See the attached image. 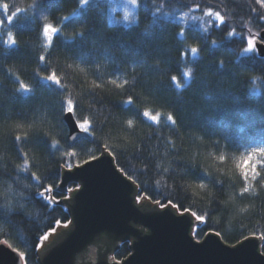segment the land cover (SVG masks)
Listing matches in <instances>:
<instances>
[{
    "label": "trees",
    "instance_id": "obj_1",
    "mask_svg": "<svg viewBox=\"0 0 264 264\" xmlns=\"http://www.w3.org/2000/svg\"><path fill=\"white\" fill-rule=\"evenodd\" d=\"M128 8L122 0H89L83 7L80 0H0V243L23 252L24 264H40L39 237L54 231L57 220L71 222L63 204L45 207L40 184L55 186L69 164L73 169L109 151L139 197L164 207L171 200L181 213L207 218L192 231L197 240L219 232L236 246L264 235V166L243 195L235 168L247 150L264 145V57L241 56L250 34L261 40L264 0H138L132 12ZM45 23L60 30L49 49ZM11 38L17 44L9 47ZM192 46L199 47L198 58H182ZM188 67L192 77L185 81ZM53 71L66 89L40 83L38 76ZM173 75L181 89L171 83ZM117 77L128 86L108 83ZM93 81L101 86L93 88ZM20 83L33 94L19 93ZM128 97L132 105L124 103ZM68 98L79 104V117L94 123L99 147H69L61 115ZM145 110L159 115V123L146 118ZM168 114L175 116L174 125ZM53 139L56 148L50 147ZM26 161L27 171H21ZM197 182L205 187L196 188ZM131 253V241H124L112 257L123 261Z\"/></svg>",
    "mask_w": 264,
    "mask_h": 264
},
{
    "label": "water",
    "instance_id": "obj_2",
    "mask_svg": "<svg viewBox=\"0 0 264 264\" xmlns=\"http://www.w3.org/2000/svg\"><path fill=\"white\" fill-rule=\"evenodd\" d=\"M260 38L258 54L264 57V31ZM62 179L61 188L73 182L80 188L60 201L71 222L39 250L40 264H264L258 238L232 246L210 233L199 241L192 234L199 222L190 213L144 199L138 204V187L108 152L65 170ZM124 241H131L132 253L115 261ZM12 249L0 243V264H24Z\"/></svg>",
    "mask_w": 264,
    "mask_h": 264
},
{
    "label": "snow or ice",
    "instance_id": "obj_3",
    "mask_svg": "<svg viewBox=\"0 0 264 264\" xmlns=\"http://www.w3.org/2000/svg\"><path fill=\"white\" fill-rule=\"evenodd\" d=\"M88 2H89V0H80V4L82 7L84 5H86ZM127 3L132 4V5L137 4L138 0H127ZM78 14H79L78 11L73 12L74 16L78 15ZM206 14L208 16H212L211 11H208ZM45 19H47V17H45ZM63 19H64V21L69 20L68 17H64ZM181 19H183V18H181ZM124 20L128 21V13L127 12H125ZM216 21L222 25L224 23V18L219 13H216ZM209 27H211V25H209ZM59 31L60 30L51 23H45L43 25L42 34H43V37L45 40V44H44L45 49H49L52 47L53 39L59 33ZM203 31L207 32L208 27L203 28ZM77 35L82 39L84 34H83V32H80ZM179 35L181 37H183L185 35V33L183 31H181L179 33ZM230 35H231V33H229V36ZM70 39L73 42H75L76 37H71ZM259 42H260V39L258 37H256L254 34H250L246 39V46H244L242 51H241V56L249 57V58L256 56L258 54L257 45ZM215 43L216 42L213 41V45H215ZM16 44H17V40L15 38H11L9 47L14 46ZM199 51H200V49L198 46H192L188 50L182 52L181 57L187 58V56L190 53L193 58H198ZM38 59H39L40 63H44L47 58H46V56L41 55V56H39ZM222 65H223V61H221V66ZM70 67H73V66H70ZM77 68L79 69L80 72H82V73L85 72V69L83 67H79V65H77ZM183 77H184L185 81L191 80V77H192L191 67H188L183 71ZM38 79H39L40 83L45 85V86L54 85L55 89H57V90H61L62 88L66 89V87L63 85L62 79L58 76L57 72H55V71L51 72L50 74L38 76ZM108 83H110L112 86H114L117 89H124L125 87L128 86L129 81L126 79L121 80L120 77H117V78L109 80ZM171 83L175 86L176 89H181L183 87V85L180 83V78L176 75H173L171 77ZM100 86L101 85L99 83H97L95 81L92 82L93 88L100 87ZM17 91L19 93H21L22 95L23 94H29V95L33 94V88L29 87L28 85H26L24 83H20ZM253 91H257V90L253 89ZM124 103H126L127 105H132L133 99L131 97H128V99L126 101H124ZM78 109H79V104L75 103L71 98L64 100L61 104V115L63 116V123L66 124L70 129L68 138L71 141V143L69 144V147L74 148L77 144H79L81 142H88L91 144H97L96 138L94 136V133L96 131V127H95L94 123L92 121H90L89 119L79 117ZM144 115L146 118H148L149 120H151L155 123H159V121H160L159 115H152L148 110L144 111ZM166 119L171 124H173V125L175 124V116L173 114H168ZM126 123H127V126L129 128H132L134 125V121L132 119H128L126 121ZM44 138L47 142V133H45ZM15 139H16V141H20L21 137L19 135H17L15 137ZM57 146H58L57 140L53 139L50 141V147L51 148H56ZM97 147H99L98 144H97ZM104 148L107 149L108 145L105 144ZM108 154L112 155L111 151H109ZM68 155L75 156L76 152L73 151V152L69 153ZM93 157L94 158H91L93 160L98 158L95 155H93ZM219 159L221 161H223L225 159V157L220 156ZM85 163H90V161L86 160ZM262 166H264V145L251 147V149L245 155L241 156L238 159V161L235 163V168L238 171V173H239L240 177L242 178L244 185H245L241 190V195L248 193L250 191V189H252L253 182L257 181V179L261 176V172L259 169ZM27 167L28 166H27V161H26L25 167L22 168L21 171H27ZM68 170L69 171L72 170L71 164L68 165ZM120 171H123V170L120 169ZM31 178L33 180H37V183L40 184L35 173H32ZM56 180H57V183L55 184V186H53L52 184H47V186L40 184V187H42V190L39 191L37 194L40 197V200L44 203L45 207H47L48 205H52L54 207L59 205L61 198L62 197L63 198H69L68 194L74 190L73 187H71V186H65V187L61 188V185H64V183H65L61 177L57 176ZM25 187H28V185H25ZM195 187L198 189H203L205 187V185L203 183L197 182L195 184ZM78 188H79V186L77 185L76 190H78ZM148 198L151 199V197H148ZM136 202L137 203L141 202L139 195L136 197ZM156 203L158 205H160L161 207H164V204H162L159 200H157ZM167 206L174 208V209H177L180 212L184 211L183 209H181V206L179 204L174 203L171 200L167 201ZM0 213H2V211H0ZM190 214L195 218L196 221L201 222V223L206 222V219H207L206 217L197 215L195 212H191ZM56 224L60 225L61 221L57 220ZM69 224H70V221L65 222L63 224V227H68ZM216 235H220V233L217 232ZM253 238H255V237H253ZM47 239H48L47 234L39 237L40 241H45ZM259 239L264 241V235H261L259 237ZM41 246H42V244L38 245V247H41ZM14 251H16V249ZM18 255H19L21 260L24 259V253L23 252L18 253Z\"/></svg>",
    "mask_w": 264,
    "mask_h": 264
},
{
    "label": "rangeland",
    "instance_id": "obj_4",
    "mask_svg": "<svg viewBox=\"0 0 264 264\" xmlns=\"http://www.w3.org/2000/svg\"><path fill=\"white\" fill-rule=\"evenodd\" d=\"M129 8L128 9H126V11L129 13V11H133V9L135 8V5L136 4H129V3H127V0H122ZM124 22V21H123ZM124 23H126V22H124ZM250 150V149H249ZM249 150H247V152L249 151ZM246 152V153H247ZM78 186H79V188H80V185L78 184ZM78 188V189H79ZM75 191H77L76 190V188L71 192V193H69L68 194V197L71 195V194H73ZM146 200L147 202H149V203H152L151 201H149L148 199H146V198H144V197H140V201H142V200ZM141 203V202H140ZM140 203H138V204H140ZM152 204H154V203H152ZM156 205H158V204H156ZM69 227V226H68ZM68 227H63V225H59V226H57L56 227V229L54 230V231H52V232H50L49 234H48V239L47 240H45V241H42V246L40 247V249H42L46 244H48L52 239H53V237H54V235L56 234V233H59V232H61L62 230H64V229H67ZM39 249V250H40Z\"/></svg>",
    "mask_w": 264,
    "mask_h": 264
}]
</instances>
